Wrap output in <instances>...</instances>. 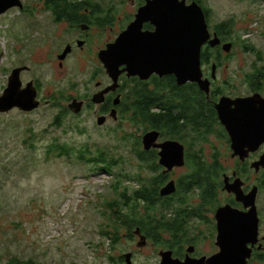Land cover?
I'll use <instances>...</instances> for the list:
<instances>
[{"label": "flooded vegetation", "instance_id": "af4514ba", "mask_svg": "<svg viewBox=\"0 0 264 264\" xmlns=\"http://www.w3.org/2000/svg\"><path fill=\"white\" fill-rule=\"evenodd\" d=\"M20 1L23 6L14 8L15 13L0 15L4 56L18 59L56 57L60 76L73 75L71 66L79 62L81 74H74V81L67 79L64 85L56 86L57 99L53 101L41 100L43 91L37 70L41 62L35 61L36 64L29 68L33 83L31 91H35L40 106L64 107L68 113L71 112L68 105L73 100L82 104V110L93 107L92 95L113 84L98 58L102 51L120 38L125 44L136 47L135 57H148L151 34L157 31L156 23L167 22L164 10L159 14L161 9L147 7L153 0ZM179 1L185 7L196 4L203 15L208 37L201 47L200 69L202 79L209 82L208 93L196 82L178 85L172 74L128 77L123 70L125 67L121 66L119 71L123 72L117 77V87L100 96V107L94 111L97 116L116 113L115 122L124 120L133 126L134 156L154 177L142 184L144 186L140 183V190L146 193L137 190L132 193V199L149 206L154 204L157 210L170 207L171 217L109 219L108 227L100 226L93 233L109 244H95L83 258H73L69 264H210L211 261L219 264L221 248L216 219L218 212L223 210L222 219H243L244 224L246 219L258 222L256 242L247 241L243 233V240L238 243V249H243L248 256L242 260L233 250L228 256L224 255L223 260L231 263L238 258L243 264H264V235L260 239L264 212L258 204L264 199V165L261 162L264 148L257 146L251 151V145L243 144L246 141L243 137H239L238 144L233 146L216 109L221 101L226 104L253 96L264 99V44L256 42L259 37L264 43V0H224L233 3L230 10L219 5L217 0ZM38 15L41 18L49 16L48 25L38 21ZM23 19L27 21L22 23ZM13 22L22 23L24 30L11 29ZM125 33H128V39L122 38ZM38 51L41 53L35 54ZM246 57L254 58V62L248 63L249 73L246 62L240 61ZM86 61L89 66L85 69ZM257 62L263 65L258 67ZM12 68L8 69L7 76ZM70 93L73 98L66 97ZM61 96L66 98H59ZM198 96L206 99L215 110L206 118L200 113L193 118L186 111L187 105ZM223 108L227 112L228 108L236 110L227 105ZM170 111L175 115L184 113L178 118L181 125L163 119L161 114ZM149 132L158 138L146 150L142 139ZM172 143L182 148V165L169 169L160 164V146ZM139 157L151 161L142 162ZM151 182L157 184L156 191ZM169 184L173 185V191L162 195L161 191ZM148 216L153 218L152 214ZM2 246L11 249L4 243ZM24 252L25 249L18 250L17 257L3 250L0 264L5 256L8 258L4 264H40L37 257L23 260Z\"/></svg>", "mask_w": 264, "mask_h": 264}, {"label": "rangeland", "instance_id": "374dc122", "mask_svg": "<svg viewBox=\"0 0 264 264\" xmlns=\"http://www.w3.org/2000/svg\"><path fill=\"white\" fill-rule=\"evenodd\" d=\"M217 2L228 10L233 6V3L224 2V0H217ZM0 4L4 5L1 0ZM14 8L19 9V7ZM14 8L2 14L12 15L15 13ZM262 14L264 17V8ZM37 17L38 21L48 25L49 16L41 18L38 15ZM5 21L10 23V20L5 19ZM24 21L27 19H23L22 23ZM22 23L13 22L11 29L24 30ZM109 36L110 34L107 33V37ZM3 38L2 34L0 38V98L6 99L0 104V254L4 250L5 253L12 252L13 256L19 257L17 251L25 249L26 253L21 255L23 260L37 257L40 264L57 262L69 264L68 262L73 258H83L93 245L105 242L109 244L106 239H98L93 234L100 226L108 227L109 219H111L109 212L104 217L101 215L102 211L107 214L104 209L105 204L114 198L109 187L118 183V188L129 189L128 191L133 193L154 176L134 156V144L119 142L122 134L134 133L133 126L124 120L115 122L116 113L105 116L94 114V111L100 107L101 93L112 88L113 84L100 92H95L91 98V103L94 105L86 110L81 109L80 103L77 104L80 110L73 109L68 113L64 108V114L61 108L56 109L45 105L41 107L36 93L35 101L39 103L36 109L25 111L12 107L18 105L25 108L30 104L33 83L29 68L36 64L35 61L41 62L40 67H37L40 79L38 82L41 85L38 87L40 86L43 91L41 100L50 101L57 99L56 86L64 85L67 79L73 80L74 74H81L78 72L80 63L71 66L73 75L60 76L56 57H22L23 59L5 57ZM256 42L258 45L264 44L259 37L256 38ZM40 53L41 51H38L35 54ZM240 61H245L247 72H251L248 63L254 62V58H240ZM86 63L85 69L89 66L87 61ZM262 65L258 63V67ZM10 67L13 68L7 76ZM228 71H231L229 67ZM14 82L20 83V89L13 87L11 91L5 93L9 84L12 86ZM28 86L29 90H25ZM111 91L114 90H108L104 94ZM66 97L73 98V95L70 93ZM259 99L264 102L260 96ZM259 99H255L247 107L245 104L243 106L249 116L254 114L257 119H263L260 110L264 105L259 103ZM230 107L234 108L235 105L232 103ZM245 111H232L228 108V113L225 112V115L239 119L242 115H247ZM233 113L235 115H232ZM98 117L103 118L101 123L109 119L108 123L97 125ZM111 117L115 119L110 120ZM56 121H58L57 125ZM152 136L154 140L151 142V147L158 138L156 135ZM53 139L66 146L79 147V154H83L85 160L83 158L76 160L74 154L69 157L47 156L46 148L51 146ZM257 139L260 145H255L264 148V136H258ZM243 144L252 145V142L246 140ZM97 147L103 149L100 151L106 152L109 156L118 158L117 169L114 167L112 170H104L105 165L92 161L94 156L91 155L92 151ZM168 149L169 161L173 168L180 167L181 161L175 146L169 144ZM171 152L176 158L171 156ZM206 155L209 156L207 152ZM251 185L254 186L255 183L252 181ZM139 204L143 209L148 207L142 202ZM258 204L264 212V199L259 200ZM170 209L168 207L156 211L161 219H169ZM250 223V219H246V224ZM263 235L264 230L261 231L260 239ZM2 243L11 249L3 248ZM44 249L47 250L43 251ZM7 258L4 257L3 264Z\"/></svg>", "mask_w": 264, "mask_h": 264}, {"label": "water", "instance_id": "95a60500", "mask_svg": "<svg viewBox=\"0 0 264 264\" xmlns=\"http://www.w3.org/2000/svg\"><path fill=\"white\" fill-rule=\"evenodd\" d=\"M0 4V14L6 12L10 8L19 7L22 8V2L20 0H1ZM147 7L152 9H161L160 13L165 12L167 22L163 24H157V31L151 34L150 43L152 44L149 49L148 57H135L137 51L136 47L132 44H125L120 38L116 40L114 44L108 46V49L102 51L99 55V60L102 63L105 73L109 78L113 79V87L106 89L100 96H103L108 90H115L117 85V77L123 71H119L121 66L127 73L128 77L140 76L142 78H147L151 74H157L159 76L163 75H174L177 79L178 85H183L187 82L197 83L199 87L208 93V81L202 79V72L200 69V51L203 43L208 37L206 25L203 19V15L199 7L194 4L190 7H185L184 3L179 0H166L165 3H160L159 0H153L151 3H147ZM149 11V10H147ZM166 30V33H165ZM131 31V30H130ZM163 32V36H162ZM171 32V34H170ZM122 38L128 39V33H125ZM63 58V57H62ZM16 88L20 89V83L14 82L12 86L9 84L6 92L11 91ZM29 90V86L27 89ZM14 92V90H13ZM257 97V96H256ZM6 98H0V104L5 102ZM254 96L249 99H237L235 101L227 102V106L230 107L233 103L236 110L245 111V107L254 101ZM101 103V101H99ZM264 105V102H260ZM39 103L35 101V91H31L30 104L27 107L22 108L18 105L12 107H18L25 111H32L37 108ZM79 102L73 101L68 105L70 110H80V106L77 105ZM224 101H221L219 105H216V109L219 110L220 120L222 124L232 138L233 146L238 144L239 137H243L246 140H251L252 145L250 150L253 151L257 148L259 141L258 136H264V107L260 110V114L263 119H257L254 114L242 115L239 119H234L230 116H226L223 108ZM79 106V107H78ZM103 118L97 119V125H102ZM156 135L153 132L146 133L142 139L143 148L148 150L151 147V142L154 140ZM256 138V140H254ZM256 141V142H255ZM176 150L178 151L181 165H182V148H177V144L172 143ZM257 144V145H255ZM169 144H162L160 148L161 160L160 164L166 168H172V163L169 161ZM173 158L176 156L172 155ZM261 162L264 165V156L261 158ZM180 165V166H181ZM173 191V185H167L162 191V195H167ZM234 192H238L235 189ZM239 198V197H238ZM240 200V198H239ZM218 212L217 215V231L220 244V257L221 260L219 264H243L244 262H239L238 258L244 260L248 253H245L243 249L239 248L238 243L243 240V233L246 234L247 241L256 242L258 234V222L256 219H250V224H244L242 219H222L220 218L223 214ZM254 216V215H253ZM245 227V228H244ZM235 250L237 254V260L235 262H227L223 260V256H228ZM210 264H214L211 263Z\"/></svg>", "mask_w": 264, "mask_h": 264}, {"label": "trees", "instance_id": "16d2710c", "mask_svg": "<svg viewBox=\"0 0 264 264\" xmlns=\"http://www.w3.org/2000/svg\"><path fill=\"white\" fill-rule=\"evenodd\" d=\"M172 108H176L177 107H170V109ZM186 111L189 115L196 117L197 113H200V116L202 118H206V116H209L212 114L214 110V108L211 106V104L204 98L201 97H197V99H193L192 100V104H188L186 107ZM61 112L62 114H64V110L63 108H61ZM67 112V111H65ZM163 119L165 121H167L170 124H175V125H181L178 118L183 117L184 113L180 112V115H175L173 114L171 111L166 114L163 113L161 114ZM101 118V117H100ZM160 118V117H159ZM98 119V118H97ZM97 121V120H96ZM130 122H132V119L130 120ZM58 124V121H56V125ZM119 142L120 143H127L128 145H132L134 144L133 142V133H124L122 134V137L119 138ZM46 152L45 154H47V156H51V155H55V156H51V157H57L58 155L60 156H64V157H69L71 154H74L77 159H82L84 157L83 154H79V147H74V146H66L64 144H60L59 142H57V140L53 139L51 141V146L49 148H46ZM88 149H90L88 147ZM103 150L99 147H97L94 151H92L91 155L92 156V161L96 164H103L106 166V168L104 170H112L114 167L117 169V161L118 158H114L113 156H109L106 152L104 151H100ZM63 157V158H64ZM86 157V156H85ZM140 160L143 162L145 161L146 163H149L151 160L149 158H141L139 157ZM85 160V158H83ZM151 167V166H149ZM147 169V168H146ZM120 179V177H119ZM118 183L112 185L110 188V191L113 193L114 198H112L110 201H108L104 207L105 211L107 212L104 213V211L101 212V215H111V219H161L158 216V211L156 208V205L151 204L150 206L148 205V207L146 209H143L139 202H135L132 199V193L131 191H128L129 189H125V188H118L117 186ZM151 184L153 185L154 191H156L157 184L154 182ZM144 186V185H142ZM140 186V187H142ZM139 191L146 193V191H142L140 190V188L138 189ZM137 191L134 190V192ZM155 195V193L152 194V196ZM115 197H117V200H115ZM127 197H130L127 198ZM129 199V200H128ZM124 201V204H121V202ZM165 207L161 208V210H164ZM180 213H184V212H180ZM148 214H152L153 218H149Z\"/></svg>", "mask_w": 264, "mask_h": 264}, {"label": "clouds", "instance_id": "9594fccd", "mask_svg": "<svg viewBox=\"0 0 264 264\" xmlns=\"http://www.w3.org/2000/svg\"><path fill=\"white\" fill-rule=\"evenodd\" d=\"M73 101H74V100H73ZM73 101H71V102H73ZM71 102H70V103H71ZM70 103H69V104H70ZM64 104H65V103H64ZM65 106H66V105H65ZM63 108H64V107H63ZM96 122H97V121H96ZM99 126H100V125H99Z\"/></svg>", "mask_w": 264, "mask_h": 264}]
</instances>
